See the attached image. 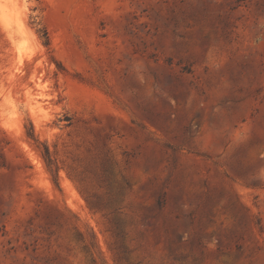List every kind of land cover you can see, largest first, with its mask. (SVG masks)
Wrapping results in <instances>:
<instances>
[{"label": "rangeland", "instance_id": "obj_1", "mask_svg": "<svg viewBox=\"0 0 264 264\" xmlns=\"http://www.w3.org/2000/svg\"><path fill=\"white\" fill-rule=\"evenodd\" d=\"M0 264H264V0H0Z\"/></svg>", "mask_w": 264, "mask_h": 264}, {"label": "trees", "instance_id": "obj_2", "mask_svg": "<svg viewBox=\"0 0 264 264\" xmlns=\"http://www.w3.org/2000/svg\"><path fill=\"white\" fill-rule=\"evenodd\" d=\"M48 40V39H47ZM47 44H48V41H47Z\"/></svg>", "mask_w": 264, "mask_h": 264}]
</instances>
